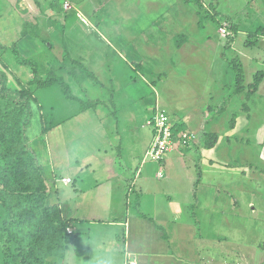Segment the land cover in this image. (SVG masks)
<instances>
[{
    "label": "rangeland",
    "instance_id": "1",
    "mask_svg": "<svg viewBox=\"0 0 264 264\" xmlns=\"http://www.w3.org/2000/svg\"><path fill=\"white\" fill-rule=\"evenodd\" d=\"M29 24L39 27L41 38L19 39ZM259 27L264 28L263 0H0L1 44L16 42L20 54L38 59L44 72L56 69L74 95L108 105L103 106L108 114L104 126L96 134L92 115L87 114L80 127L75 118L79 104L68 101L58 87L37 93L43 112L34 105L27 136L44 168L52 200L73 207L83 191L78 190L84 189L80 167H96V174L88 170L82 176L90 186L96 176L97 181L106 180L100 167L121 173L136 163L144 173L151 168L150 190L155 191L141 200V208L164 213L162 219L173 207L184 208L185 198L172 203L171 194L187 192L192 179H200L197 193L205 186L212 190L205 180L219 177L227 188L221 191L227 216L218 243L221 262L215 258L211 264H264V77L258 92L247 96L255 75L264 72V35L253 36ZM75 38L97 52L87 57L91 62L115 52L123 60L119 74L78 61ZM0 70L8 74L11 89L27 85L33 76L1 49ZM70 71L80 79L94 73L95 79L80 85ZM239 82L243 88L238 92ZM157 105L196 136L181 154H170L169 166L147 157L153 136L147 122ZM207 116L211 119L205 126ZM51 120L54 125L43 135V126ZM212 135L218 139L210 150L205 139ZM157 172L164 178H157ZM65 177L76 184L65 186ZM121 182L126 212L128 189ZM115 204L120 207L118 196ZM0 264H5L1 244Z\"/></svg>",
    "mask_w": 264,
    "mask_h": 264
},
{
    "label": "crops",
    "instance_id": "2",
    "mask_svg": "<svg viewBox=\"0 0 264 264\" xmlns=\"http://www.w3.org/2000/svg\"><path fill=\"white\" fill-rule=\"evenodd\" d=\"M19 35V39H22L21 33ZM67 41L68 44L72 43L70 40ZM76 41L75 38L72 46H74L78 61L88 67L102 65L107 67L108 71H112V75L119 74V67L123 60L115 56V52L111 56L108 53V58L104 56L96 63L91 62L87 60V57L97 56V52H91V48L85 45V40L80 43ZM72 53L70 50V54L74 55ZM118 93L115 96L117 99ZM118 112L117 105L116 120L119 122L121 117ZM87 114L92 115L90 117L92 124L95 125L94 132L101 133L104 126L102 120L108 116L103 106L95 111L90 110L81 114L78 112L75 118L79 119L77 123L81 125L80 127H84V117H88ZM133 117L134 115L129 116L128 120H132ZM149 120L147 126L152 129ZM118 138L120 139L121 136ZM192 144L193 142L189 144V147ZM186 148L188 147H183L176 142L172 150L165 155L162 161L164 165L167 164L170 154L175 151L181 154ZM167 165L169 166V162ZM89 166V168L80 167L82 176L87 174L88 170H93L92 174H96L94 164ZM100 168H102L101 173L105 171L106 180L104 182L97 181L96 176V180H90L92 185L88 186L86 179L81 176V187L84 189L78 190L83 191L81 195L77 193L73 207H66L59 203L63 217L73 224L70 228L73 237L69 243L67 256L62 260H54L56 264H211L215 258L221 262L220 244L218 243L223 238L221 229L225 227L227 216L225 204L222 203L223 200L225 201L222 198L225 193L221 191L227 189L223 180L224 184L219 177L205 180V185L213 189L210 190L205 186L204 192L197 193L196 185L200 179L196 181L192 179L190 182L192 187L187 192L170 195L172 203L176 202L177 198H185L184 208L173 207L160 219L164 213L155 215L141 208V200L155 192L150 190L153 179L151 168L145 173L136 163L127 164L126 169H123L121 173H118L117 168L114 173L110 170L108 172L105 167ZM158 174L159 172H157V178H164L163 173L161 178ZM121 179L124 180L128 189L124 194L126 212L123 210V194L121 195L119 187L122 184ZM75 182L73 180V183ZM108 182L112 184V189H110L111 186L108 188L105 185ZM117 196L121 201L120 207H116L115 204ZM231 207L230 211L233 212L237 205L234 203ZM98 217L109 219H96Z\"/></svg>",
    "mask_w": 264,
    "mask_h": 264
},
{
    "label": "trees",
    "instance_id": "3",
    "mask_svg": "<svg viewBox=\"0 0 264 264\" xmlns=\"http://www.w3.org/2000/svg\"><path fill=\"white\" fill-rule=\"evenodd\" d=\"M263 35L262 27L253 34ZM21 36L39 39L40 29L36 25H25ZM0 49L11 53L15 63L33 73L27 85L11 89L8 74L0 70V218L3 219L0 220V244L5 264H56L54 260L67 256L73 237V232L69 234L68 229L73 224L63 217L60 205L52 200L53 192L44 168L27 136L32 125L34 105L39 110L41 108L40 111L44 105L40 104L37 93L58 87L68 101L79 104V114L95 111L100 106L107 108L108 105L101 99L85 100L74 95L72 87L56 69L44 72L38 59L20 54L16 42L12 45L0 43ZM68 75L80 85L91 78L95 79L94 73L90 72H86L82 79L77 78L75 72L70 71ZM263 77V71L255 75L248 86L249 99L258 92ZM242 88L243 84L239 82L237 91ZM244 109L249 112L247 104H244ZM206 119L205 126L210 123L211 117L207 116ZM52 125L54 122L48 121V125L43 126L42 134L45 135ZM172 132L176 142L182 145L180 136L190 131L184 123H174ZM217 139V135L205 139V146L212 149Z\"/></svg>",
    "mask_w": 264,
    "mask_h": 264
},
{
    "label": "built area",
    "instance_id": "4",
    "mask_svg": "<svg viewBox=\"0 0 264 264\" xmlns=\"http://www.w3.org/2000/svg\"><path fill=\"white\" fill-rule=\"evenodd\" d=\"M149 125L153 129V138L149 151L147 152V157H151L155 161L162 162L165 155L172 150L174 144L176 143V139L172 132L174 123L172 122L169 113L157 105L153 116L149 120ZM195 137V134L185 132L180 136L181 141H179L182 145H189L194 141ZM162 175L163 174L161 172L158 174L160 178ZM62 182L69 185L73 181L70 178H64ZM68 233L71 234L72 230L68 229Z\"/></svg>",
    "mask_w": 264,
    "mask_h": 264
}]
</instances>
